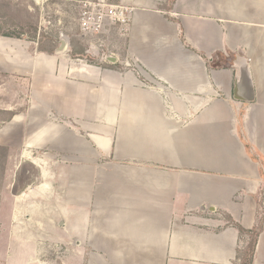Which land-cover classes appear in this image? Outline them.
Segmentation results:
<instances>
[{"label": "crops", "instance_id": "obj_1", "mask_svg": "<svg viewBox=\"0 0 264 264\" xmlns=\"http://www.w3.org/2000/svg\"><path fill=\"white\" fill-rule=\"evenodd\" d=\"M115 7L129 11L123 61L137 69L111 70L102 80L112 98L121 94L125 108L140 116L107 117L105 125L117 127L115 149L87 134L96 149L112 147L134 163L113 168L103 181V173L94 172V190L105 195L92 202L95 220L107 223L96 235L104 238L100 252L112 264H240L247 240L234 223L246 230L257 225L264 169L235 133L234 111H245L243 137L264 159V0H118ZM235 54L247 58L251 100L233 97ZM215 125L226 139L200 145L199 134ZM215 152L232 154L233 162L211 156ZM195 157L203 160L189 161ZM48 185H36L38 193ZM251 264H264V223Z\"/></svg>", "mask_w": 264, "mask_h": 264}, {"label": "rangeland", "instance_id": "obj_2", "mask_svg": "<svg viewBox=\"0 0 264 264\" xmlns=\"http://www.w3.org/2000/svg\"><path fill=\"white\" fill-rule=\"evenodd\" d=\"M117 1L0 0V264H112L111 257L100 252L104 238L96 236L107 223L93 217L92 202L105 197L94 190V172L103 173V181L113 168L134 164L126 156H116L117 127L104 121L140 116L125 108L121 94L112 98L103 81L108 71L137 69L133 62L123 61L129 11L121 13ZM61 37L67 49L57 54ZM103 51L117 60L101 59ZM147 63L155 68L153 61ZM234 112L235 133L247 142L241 130L245 111ZM218 131L215 125L209 135L200 133L199 144L222 143L226 137L220 138ZM90 133L104 137L106 148L113 143L112 153L96 149ZM247 145V156L264 169L262 154ZM212 154L226 163L234 159L232 154ZM31 158L39 160V167ZM40 182L49 185L16 201ZM263 196L264 189L258 198L262 201ZM262 208L258 212L263 224ZM80 212L82 219L76 220ZM245 235L248 245L250 236ZM247 245L237 255L240 264L248 263Z\"/></svg>", "mask_w": 264, "mask_h": 264}, {"label": "water", "instance_id": "obj_3", "mask_svg": "<svg viewBox=\"0 0 264 264\" xmlns=\"http://www.w3.org/2000/svg\"><path fill=\"white\" fill-rule=\"evenodd\" d=\"M67 49V40L63 37L59 39V45L55 49V52L64 51ZM94 53L97 55L98 51L94 50ZM101 59H106L111 63H114L117 60V57L110 55L107 52H102L100 55ZM232 67L234 68V90L233 97L238 100H251L253 99V89H252V80H251V71L247 61V58L235 54L232 62ZM241 89H247L246 94H241ZM29 190V188H28ZM59 224H63V221H59ZM77 244V241H74Z\"/></svg>", "mask_w": 264, "mask_h": 264}, {"label": "trees", "instance_id": "obj_4", "mask_svg": "<svg viewBox=\"0 0 264 264\" xmlns=\"http://www.w3.org/2000/svg\"><path fill=\"white\" fill-rule=\"evenodd\" d=\"M168 3H172L174 0H167ZM243 145H244V149H245V152L247 153V155L249 156V148H248V145L246 142H242ZM262 190H260L259 192H261ZM257 203L258 205L260 206L261 204V200L260 198H257ZM259 220V221H258ZM258 220H257V225L253 228V230H246L244 229L243 227H241L239 224L237 223H234V226L235 228L240 232V233H243V234H248L250 236V241L248 242V245H247V248H248V251L247 252V256H248V263L247 264H251V260H252V257H253V251H254V248H255V244H256V237L258 235V232H259V228L262 227V220H263V217L259 218V212H258ZM258 226V227H257ZM256 231V232H254ZM253 234V235H252Z\"/></svg>", "mask_w": 264, "mask_h": 264}, {"label": "bare ground", "instance_id": "obj_5", "mask_svg": "<svg viewBox=\"0 0 264 264\" xmlns=\"http://www.w3.org/2000/svg\"><path fill=\"white\" fill-rule=\"evenodd\" d=\"M64 51H65V50H64ZM59 52H61V51H59ZM40 187H41V186H39V187L36 188V186H35V188L32 189V191H31L30 193H32V192H33V193H34V192H37V191L40 189ZM25 192H26V191H25ZM23 197H24V193L21 192V193L17 196L16 200H19L20 198H23Z\"/></svg>", "mask_w": 264, "mask_h": 264}]
</instances>
